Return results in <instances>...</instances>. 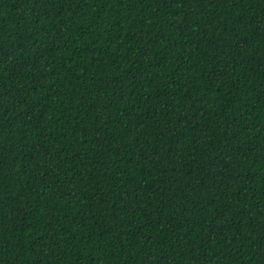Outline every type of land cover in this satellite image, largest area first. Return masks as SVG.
I'll use <instances>...</instances> for the list:
<instances>
[{"label": "trees", "instance_id": "obj_1", "mask_svg": "<svg viewBox=\"0 0 264 264\" xmlns=\"http://www.w3.org/2000/svg\"><path fill=\"white\" fill-rule=\"evenodd\" d=\"M0 264H264V0H0Z\"/></svg>", "mask_w": 264, "mask_h": 264}]
</instances>
